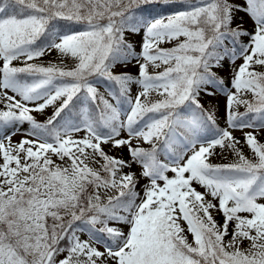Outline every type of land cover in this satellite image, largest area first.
<instances>
[{
    "label": "snow or ice",
    "instance_id": "obj_1",
    "mask_svg": "<svg viewBox=\"0 0 264 264\" xmlns=\"http://www.w3.org/2000/svg\"><path fill=\"white\" fill-rule=\"evenodd\" d=\"M262 134L264 0H0V264H264Z\"/></svg>",
    "mask_w": 264,
    "mask_h": 264
},
{
    "label": "rangeland",
    "instance_id": "obj_2",
    "mask_svg": "<svg viewBox=\"0 0 264 264\" xmlns=\"http://www.w3.org/2000/svg\"><path fill=\"white\" fill-rule=\"evenodd\" d=\"M251 21H248V23L245 25V27L247 28H251ZM140 37H137V40H139ZM137 51H139V49H137ZM34 63H39V64H44V65H48L49 63H54V64H63L64 66L66 67H72L74 66V60L73 58H71L70 56L69 57H62L60 56L56 51H52L51 53L45 55L44 57L36 60V61H33ZM17 64H19V62H15ZM237 64L241 63V61H237L236 62ZM123 71H131L133 73L136 72V68L135 67H130L129 69H121ZM228 73L227 72H224V73H221V75H227ZM103 90V89H102ZM133 91L135 92V88L133 89ZM11 94V93H10ZM155 96V94H154ZM250 98V97H249ZM205 103V106H214V111L216 112V120H217V126L220 127V128H227L228 125H227V122H226V116H225V99L223 97V95H220L218 97H212V98H204V101ZM52 111L53 109L51 107H49L48 109H46L43 113H40V112H34L33 115L36 117V119L38 120H41V121H46V119L51 116L52 114ZM240 111L243 112L244 111V107L241 106L240 107ZM250 129H246L245 131H249ZM233 132V135L235 137H237L238 139L241 140V142H243V133L239 130H231ZM78 135L82 136L83 133H79ZM22 137L20 135H17L15 137H13V142H18ZM259 139H261V142H264V134H262ZM143 147H148L147 144H143L142 145ZM105 151H110V146H106L105 147ZM243 151L246 155H250V150L247 146H245L243 148ZM111 154L113 155H123L127 158L128 156V153H127V150L125 149V151L123 153H119V152H111ZM236 159V157L234 156V154L230 153V152H225L224 150L220 149V148H217L216 149V155L213 156L211 158V161L213 163H230L232 161H234ZM132 171L136 172L137 174H139L141 172V168L138 166V165H134L133 168H132ZM169 175H171V173H169ZM147 181L146 180H141L140 181V184L138 185L137 187V190L141 192V195L143 194L142 193V186L144 184H146ZM197 187V189L199 191H204L203 188L197 186V185H194ZM216 219L218 221H221L223 220V218L219 215L216 216ZM127 229L125 228V231ZM83 239H86L87 236L84 235L82 236ZM188 239L189 241L191 242L192 240V237L191 235L188 236ZM245 246H247V244H245Z\"/></svg>",
    "mask_w": 264,
    "mask_h": 264
},
{
    "label": "trees",
    "instance_id": "obj_3",
    "mask_svg": "<svg viewBox=\"0 0 264 264\" xmlns=\"http://www.w3.org/2000/svg\"><path fill=\"white\" fill-rule=\"evenodd\" d=\"M38 120V119H37ZM38 121H40V122H43V121H41V120H38ZM24 128H28V125L27 124H25L24 125ZM220 128V127H219ZM161 159L163 160L164 159V157H161Z\"/></svg>",
    "mask_w": 264,
    "mask_h": 264
}]
</instances>
